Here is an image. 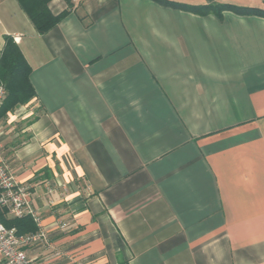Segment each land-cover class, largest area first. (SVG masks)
Returning <instances> with one entry per match:
<instances>
[{
	"label": "crops",
	"instance_id": "crops-1",
	"mask_svg": "<svg viewBox=\"0 0 264 264\" xmlns=\"http://www.w3.org/2000/svg\"><path fill=\"white\" fill-rule=\"evenodd\" d=\"M50 7L70 11L40 33L0 0V55L11 35L36 91L0 116V153L50 233L29 257L264 264V17L155 0Z\"/></svg>",
	"mask_w": 264,
	"mask_h": 264
},
{
	"label": "trees",
	"instance_id": "trees-1",
	"mask_svg": "<svg viewBox=\"0 0 264 264\" xmlns=\"http://www.w3.org/2000/svg\"><path fill=\"white\" fill-rule=\"evenodd\" d=\"M18 1L40 33L48 32L69 12V9H65L60 13H54L50 7L51 0ZM158 1L202 14L209 12L220 14L223 10L230 9L237 13H255L264 16V8L256 6H244L233 3L194 5L171 0ZM70 2L72 4L71 0ZM31 70V66L25 58L19 44L11 35H6L0 55V81L5 83L7 95L0 109V116L5 115L8 111L14 110L18 104L27 103L36 95L30 78ZM0 221L9 227H16L19 233L35 231L37 229V224L31 215L12 217L2 207H0Z\"/></svg>",
	"mask_w": 264,
	"mask_h": 264
},
{
	"label": "built area",
	"instance_id": "built-area-1",
	"mask_svg": "<svg viewBox=\"0 0 264 264\" xmlns=\"http://www.w3.org/2000/svg\"><path fill=\"white\" fill-rule=\"evenodd\" d=\"M71 1L79 3L81 0ZM6 95V85L0 81V109ZM27 192V187L17 181L0 153V207L16 217L31 215L38 226L35 231L19 233L16 227L0 221V259L3 264H39L29 257L27 248L51 244L50 233L42 225L40 215L31 207ZM67 225V222H61L62 227Z\"/></svg>",
	"mask_w": 264,
	"mask_h": 264
},
{
	"label": "rangeland",
	"instance_id": "rangeland-1",
	"mask_svg": "<svg viewBox=\"0 0 264 264\" xmlns=\"http://www.w3.org/2000/svg\"><path fill=\"white\" fill-rule=\"evenodd\" d=\"M155 1L159 2L158 0H155ZM171 1H176V0H171ZM179 2H180V1H179ZM159 3H161V2H159ZM217 3H220V2H212V3H207V4H217ZM161 4L166 5V6H170V7L173 8V9H178V10H182V11H186V12L197 13V14H199V15H212V16H216V17L219 18V19L222 18V16H223V14H224L225 11H231V12L237 13V12H235V11H233V10L225 9V10H223L222 13H220V14H217V13H215V12H209V13H206V14H202V13H198V12L192 11V10H190V9H185V8H181V7H175V6H173V5H168V4H164V3H161ZM69 11H70V10H69ZM237 14H240V15H257V16H261V15L255 14V13H237ZM263 17H264V16H263Z\"/></svg>",
	"mask_w": 264,
	"mask_h": 264
}]
</instances>
